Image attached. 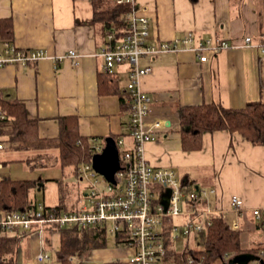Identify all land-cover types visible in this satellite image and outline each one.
<instances>
[{"label":"crops","instance_id":"obj_1","mask_svg":"<svg viewBox=\"0 0 264 264\" xmlns=\"http://www.w3.org/2000/svg\"><path fill=\"white\" fill-rule=\"evenodd\" d=\"M91 3L90 0H0V20L9 21L12 40L19 47L43 48L50 56L71 49L78 54V61L66 58L56 66L46 57L25 66L8 64L0 68V89L23 101L28 117L38 118L40 138L57 137L60 118L72 115L77 119L78 134L87 138V145L92 141L104 145L107 137H122L129 142L127 110L122 105L128 65L116 66L115 90L100 94L98 73L103 71V58L98 52L104 46L106 31L92 18ZM137 3L150 19L149 42L171 40L189 31L200 38L233 40L248 35L257 43L264 42V0L195 3L137 0ZM139 65L150 68L139 80L141 90L152 97L147 121L159 119L166 123L156 140L145 144V157L154 166L173 169L189 188L197 190L198 198L184 204L185 208L209 209L229 225L237 221L242 252H252L263 259L264 224L255 220L253 210L264 208V144H252L238 132L216 130L202 134L199 149L184 150L176 108L202 102L242 107L249 101H264V54L256 47L244 46L219 50L209 54L206 61H200L194 52L182 50L142 55ZM4 150L0 151L1 156ZM4 159L7 158L0 159L3 163L0 178H11L6 176L10 172L5 171ZM38 181L35 180L36 185ZM211 189L214 191L210 192ZM203 190L207 193L202 194ZM233 195L243 201L238 210L230 203ZM15 242V250L3 259L5 263L31 264L30 257L40 250H52L48 262L58 263V232L20 234ZM255 248L260 250L254 252ZM121 250L113 255L95 248L85 257L92 256L101 264H108L116 262L124 253ZM174 250L178 251L175 247ZM46 261L42 264H49Z\"/></svg>","mask_w":264,"mask_h":264},{"label":"built area","instance_id":"obj_2","mask_svg":"<svg viewBox=\"0 0 264 264\" xmlns=\"http://www.w3.org/2000/svg\"><path fill=\"white\" fill-rule=\"evenodd\" d=\"M117 2L131 6L124 16L125 29L121 33L112 28L106 30L104 46L98 52L103 58V70L108 73L114 74L116 66L120 64L128 65V83L125 87L129 94L126 114L129 142L122 137L114 138L118 153L114 181L111 183L93 169L92 155L100 153L104 145L92 141L88 144V159L78 166V175L87 184L78 206L70 212L33 201L19 210L0 209V235L17 236L32 232L42 235L50 228L102 226L107 234L118 240L117 247L123 246L124 253L116 261L124 264H167L168 249H174L176 243L187 240L191 235L203 234L211 224L214 213L209 209L185 208L184 204L198 198L197 190L189 188L173 169L154 166L145 157V144L156 140L166 123L159 119L147 121L152 97L141 90L139 80L150 68L141 67L139 58L147 54L186 50L194 52L200 61H206L209 54L219 50L244 46L256 47L264 54V42L257 43L248 35L233 40L216 36L200 38L192 31L171 40L155 39L149 42L150 19L142 12L137 0ZM46 57L52 59L54 66L66 58L78 61L74 49L50 56L43 48L19 47L13 40L0 37V68L8 64L25 66ZM3 118L0 110V119ZM2 147L4 143L0 139V151ZM2 164L0 162V168ZM167 189L169 196L165 208L162 200ZM201 193L206 194L207 191ZM230 203L234 210H238L243 201L233 195ZM253 214L256 220L264 224V208H255ZM175 217H180L181 221L175 223ZM230 227L236 230L238 222H231ZM165 228L168 237L164 234ZM73 257H68L69 261ZM49 258L46 252L40 250L30 257V263L42 264ZM226 258L228 262L229 257ZM186 262L206 264L203 257L195 258L191 254L186 257ZM247 264L259 263L253 260Z\"/></svg>","mask_w":264,"mask_h":264},{"label":"trees","instance_id":"obj_3","mask_svg":"<svg viewBox=\"0 0 264 264\" xmlns=\"http://www.w3.org/2000/svg\"><path fill=\"white\" fill-rule=\"evenodd\" d=\"M94 8V21L100 22L105 31L112 28L121 33L125 29L124 16L131 10L128 3L117 0H90ZM197 0H190L195 3ZM0 37L12 40L8 20H0ZM114 74L106 71L98 73V91L100 94L114 91ZM0 89V110L4 118L0 119V139L16 148L25 150L56 149L61 166L70 165L78 175V166L83 158L88 159L87 138L78 134L77 119L67 115L60 118L58 136L51 139L38 135V118H30L25 103L18 98L6 95ZM125 94V96H123ZM129 94L122 91V105L127 110ZM178 132L181 147L184 150H196L201 147L204 132L227 130L238 132L252 144H264V101H249L242 107H225L217 102L178 105L176 108ZM35 180L0 178V209L19 210L33 202L29 193L35 187ZM57 210H63L57 205ZM168 224V223H167ZM167 227V226H166ZM59 234V248L56 257L60 264H71L68 257H85L91 249L105 245L107 232L104 227H61L50 228L46 233ZM168 237V230L165 228ZM202 247L167 251V264H187L186 257H203L206 264H227V256L242 252L240 234L221 217L214 216L203 232ZM18 236V235H17ZM16 235H0V264H4L6 255L13 250L9 244H16ZM117 245V239L114 238ZM16 246V245H15ZM262 249V248H261ZM254 252L260 248L252 249ZM263 261H264V256ZM108 264H124L119 261Z\"/></svg>","mask_w":264,"mask_h":264},{"label":"rangeland","instance_id":"obj_4","mask_svg":"<svg viewBox=\"0 0 264 264\" xmlns=\"http://www.w3.org/2000/svg\"><path fill=\"white\" fill-rule=\"evenodd\" d=\"M4 143L5 150L1 157L6 162L5 171L10 172L6 176L12 179H39L35 188L31 190L30 196L34 201L44 202L47 206H58L64 211L74 210L78 204L82 193L86 189V182L80 180L73 172V167L70 165L61 166L58 152L56 149L48 150H25L14 148L8 143ZM0 157V159H1ZM86 160L83 158L81 161ZM80 165V164H79ZM175 223H178L179 218L175 217ZM256 220V219H255ZM258 221V220H257ZM258 223H261L258 221ZM251 235H254L252 231ZM243 232L241 233V235ZM110 234L106 237V242L103 247L98 248V251H104L105 254L121 253L123 246L117 247ZM203 235H191L186 241L175 244V249H199L202 247ZM9 249L15 250V243H10ZM49 256H53V251H45ZM9 262V261H8ZM49 264H58L57 261H46ZM71 264H101L95 257H78L75 255L70 261ZM4 264H8L7 261Z\"/></svg>","mask_w":264,"mask_h":264},{"label":"water","instance_id":"obj_5","mask_svg":"<svg viewBox=\"0 0 264 264\" xmlns=\"http://www.w3.org/2000/svg\"><path fill=\"white\" fill-rule=\"evenodd\" d=\"M92 167L99 174L103 175L107 180H113V174L118 168V153L116 144L113 138H105V144L100 153L92 155ZM169 196V189L166 190L165 197L162 200L164 207L167 206V198ZM256 260L259 264H264L263 259L252 252H240L228 259L227 264H247L249 261Z\"/></svg>","mask_w":264,"mask_h":264}]
</instances>
